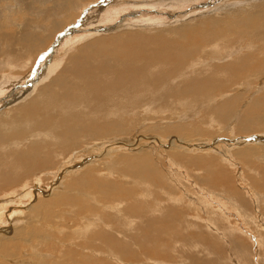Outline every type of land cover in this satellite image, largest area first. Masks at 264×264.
<instances>
[{"label": "bare ground", "instance_id": "bare-ground-1", "mask_svg": "<svg viewBox=\"0 0 264 264\" xmlns=\"http://www.w3.org/2000/svg\"><path fill=\"white\" fill-rule=\"evenodd\" d=\"M101 1L0 0L4 2L5 7V9L0 7L2 12V14L0 12V56H4L7 61V64H2L0 68L2 73L0 87L21 83L25 78L30 77L31 67L46 53H49V59L53 61V65L47 67V73H41V65L39 66L38 75L29 82L30 87H27V90L17 97L9 96L11 99L4 101L7 107L0 117V156L6 157L10 162L0 163V190L6 186L23 183L27 187V192L32 195V199L30 195L18 194L16 198L10 197L14 198L13 200L7 201L8 204H15L14 208H0V216L7 215L10 220L8 222L10 227L0 229V264H166L162 260L172 258L169 243H177L184 234L189 211L196 215L202 213L207 220L205 221L207 238L205 237L200 244L202 252H214V249L219 248V241L231 243L230 238H234V245L232 244L234 247L231 246V252H234V255L232 254L234 264H247L243 259L249 249V238L245 236L247 232L241 233L233 223L226 224L227 229L216 227L222 222L217 216L219 212H215L217 213L215 216H209L210 210L195 211V207H200L202 204L205 207L211 206L210 202L215 200L216 194L212 197L201 195L200 200L197 198L192 200L194 208L188 209L189 211L173 208L174 206L178 208L179 204L185 201L186 190L183 186L187 182H182L178 174L173 173L172 170L166 167L165 169L164 162H160L153 154L144 155L143 150L140 151V155L134 154L136 151L134 148L140 150L146 146L142 143L143 138H146L143 134L144 126L134 128L128 125V129L121 137L106 145H100L101 149H98L97 145L91 147L88 143L95 134L99 136L98 123L101 121L111 122L120 116L121 121L125 117L132 124L141 116L140 110L143 113H150L153 115L151 121L163 123L165 127L161 129L168 131L170 135L165 142H160V149L157 152L167 158L174 155L179 156L181 160L196 158L188 163L195 165L196 170L193 168V172H188V164L185 166L187 177L189 174L193 181H196V187L193 189L209 193L223 192V189L221 191L207 189L204 184L209 182L211 189L216 188L219 178L227 179L229 184L235 187V171L221 157L215 159V156L211 157L209 150H206L207 146L212 147L216 144L217 148L224 151L223 153H228V157L242 164L244 173L262 192L263 197L257 200H261L264 204L262 173L264 125L260 123L261 119L264 121V97H255L256 100L249 98L243 106H247L250 101L251 106L241 107L242 96L246 89L252 88L251 95L246 96L257 95L264 91L262 85L264 79L248 82V79L261 71L264 77V55L263 57L258 55L264 53V22L259 21V18L264 17V13L260 12L261 4L257 5L256 12L252 15L243 17L249 23L221 34L215 25L221 24L219 17H222L223 9H218L217 15L214 14L213 8L210 11L201 10L203 16L212 13V16L206 15V19L209 20L207 22L182 23L189 20V17L197 11L188 15L185 13L179 21L171 20L180 10L185 12L193 5H196L195 8L204 7L205 0H193L190 5L188 4L192 0H121L118 4L115 3L118 6H115L114 10L98 15L97 9L103 12L111 8L113 2ZM160 8H170L174 12L163 15L160 13ZM141 9L144 13L140 12ZM84 11L87 15L80 25L93 27L95 30L89 29V31L95 34H87L70 42L60 62H56L53 54L57 51L49 52V47L53 46L54 40L58 41L63 37L66 27L80 21ZM246 12L247 10H238V16ZM108 15L110 20L106 18ZM114 16L116 17L113 18ZM238 16L230 13L222 18L234 19L233 27H235L241 19V17L237 19ZM118 21L121 23L119 24ZM229 36L248 43L259 40L260 43L257 49L254 44L242 46V54L236 56L241 63L233 69L227 66L231 65L233 60L232 55L226 56L224 47ZM66 40L64 41L67 43L69 39ZM197 40L209 50L211 61L194 60L196 51L191 47ZM226 60L229 61L222 63ZM257 65L260 68L256 70ZM8 70L10 72H7ZM204 92H208L209 95L204 98L202 105L196 99ZM28 93L34 95L32 101H28ZM179 94L196 96L187 102L188 114H184L187 118L184 119L185 121L194 118L204 119L206 125L213 130L223 128L228 137L218 136L212 144L208 140H201L198 144L188 145L186 148L185 143L182 142V135H190L193 132L192 126H183L188 132H169L174 129L169 127L174 123L171 117L164 114L167 120L165 121L161 118L163 114L153 112L158 108L162 109L163 113L171 109L175 111L177 107L174 106V96ZM191 103L202 105V112L199 108L191 107L189 105ZM257 108L261 110L257 112ZM117 126L122 127L123 124L118 123ZM52 131L57 135L49 133ZM150 139L155 142V137L151 136ZM71 141L72 144L78 141L82 146L85 145L94 155L91 159L79 158L76 154L71 158L73 162L98 164L99 160L100 166H106V170L110 169L109 167L115 169L114 172H111V169L107 170L103 175L101 167L96 180L88 171L82 178L74 181L76 177L74 173L67 179L73 191L72 196L63 184H57L59 181L52 184L53 178L59 180V174L46 175L47 177L42 175V170L58 173L51 170L56 165L49 156L75 151ZM42 143L45 145L44 148L38 146ZM120 145H124L122 150L127 152V155L115 149ZM102 150L109 152L107 162L95 156L96 152L103 153ZM223 156L225 158L224 154ZM171 163L175 167L178 166L173 159ZM181 163L179 166L183 169ZM212 163L216 165L212 166ZM256 164L258 166H255ZM69 165L68 161L64 163L63 168L70 169ZM86 166L88 165L83 169L88 170L91 167ZM220 171L221 173H218ZM63 172L62 169L59 171V173ZM30 173H33V177L29 176ZM115 175L127 186L133 185V187H122L119 181H112L111 178ZM52 176L54 177L50 184H46L45 177L50 180ZM103 176H108L110 181H102ZM193 189L191 188L190 193L200 197ZM79 190H88L90 194ZM112 194H115L117 200L110 196ZM141 195L146 200L155 202L134 200ZM127 202L132 208L129 217L125 218L124 212L128 210ZM215 202L219 203L220 207L223 206L220 200ZM89 205L98 210V218L105 217L108 220L101 230V241L96 252L97 259L93 262L85 261L81 249L66 247L60 241H56L53 230L39 212L43 210L47 215L46 219L53 222L52 214L44 206L47 208L64 206L71 210L75 219H78L80 215L76 212L77 206L79 210H89L91 208ZM142 208H145L150 215H155L163 209H168L169 214H164L161 218L155 216L147 223H143ZM19 221L22 225L16 224ZM112 221H123V225L111 227ZM255 226L261 228L259 236L263 240V242L260 240L263 245H259V253L260 263L264 264V226ZM29 227L34 229L31 234L18 236ZM36 232H44V236L41 237L43 241L36 242L30 239ZM89 237H91L90 232ZM62 250L67 254L66 258ZM218 261L227 264L225 258L220 257ZM227 261L230 264L228 259ZM178 264L191 263L182 261Z\"/></svg>", "mask_w": 264, "mask_h": 264}, {"label": "rangeland", "instance_id": "rangeland-1", "mask_svg": "<svg viewBox=\"0 0 264 264\" xmlns=\"http://www.w3.org/2000/svg\"><path fill=\"white\" fill-rule=\"evenodd\" d=\"M103 1L104 0H102L101 2H103ZM111 1H113V2H111ZM120 1L121 0H110L111 8L110 7L107 8L108 5H106L105 8H107L108 10L106 9V10H103V12H102V10L97 9L96 13H98V15H101V14L103 15L109 11H112L118 6L116 4H118ZM192 2H193V0L188 5H190ZM105 3L110 4L108 2H105ZM161 3L163 4V2H161ZM199 4L200 3H197V5H199ZM204 4H205L204 7H199V8H195L196 5H193L190 7V8H192L191 10L189 8L185 12H181V10H180V12L175 13V15L171 18V20L172 21H179L180 17L182 15L184 16L185 13L188 15V13H190V12L197 11V13H195L193 16L189 17V20L187 19L185 21H182V23H184L186 21H204V22H207L209 20L206 19V15L212 16V13L210 12V14L207 13L205 16H203L200 12L201 10H207L208 9L210 11L213 8L214 14L217 15V13H218L217 10L223 9L222 17L225 14H230V13L235 15V16H238V10L239 11L240 10L241 11L247 10L246 13H243L237 17V19L240 17H241V19L238 21L239 23L235 27H233V25H235L234 19L219 17V19H221V24L215 25L216 26L215 28L218 29L221 34H225L229 30H233L238 26L249 23L245 19H243V17H247L249 15H252V13L256 12L257 5L261 4L262 9L260 12L264 13V0H258V1H253V0H205ZM3 5H4V2H0V7H3V9H5V7ZM160 10H161L160 13L163 15H168L169 12L173 11L170 8H160ZM123 12H125V11H123ZM140 12L144 13V10L141 9ZM3 13H6V12H3ZM83 13L84 14H82L80 21H78L79 23L77 22V24L66 27L64 29L63 34H62L63 37H60L61 39H59L60 41L54 40V43H52L53 46L49 47V49H48L49 52L50 51L52 52L53 50L57 51L56 54H53L55 56L54 60L56 62H60L61 56H63L64 52L66 51V47L67 48L69 47L70 42L76 41V40L80 39V37L87 35V34H95V32L89 31V29L95 30L93 27L80 25L81 21L83 19H85L86 15H87L85 11ZM1 14H2V12H1ZM115 15H117V14H115ZM170 16H171V14H170ZM115 17L116 16H114L113 18H115ZM106 18L110 20V15H108V17H106ZM89 19H91V16H89ZM259 21L264 22V17L259 18ZM118 23L120 24L121 21H118ZM197 31H200V30L198 29ZM96 38L97 37H95V39ZM66 39H69L67 43H66V41H67ZM64 40H66V41H64ZM263 42H264V40H263ZM66 44H68V45H66ZM250 44H254L256 49L260 45L259 40H257L255 43L254 42L248 43L245 40H240L234 36H229V38L227 39V41L224 45L225 51H226V56L232 55L233 61H232L231 65H227L229 69H233L241 63V61L238 58H236V56H238L239 53L242 54V52H241L242 46H248ZM191 49L196 51L195 57H194L195 61L204 60V62H207V61L212 60L209 50L199 40H197L193 44ZM247 50H249V47H247ZM258 55H262V57H263L264 53H260ZM39 58L34 63V65L31 67L30 77L25 78L21 83H17V84L6 86V87L4 85V86L0 87V94L3 93L2 96H0L1 97L0 98V105L3 104L2 107L0 108V117L3 115L4 109L7 107L6 105H4V101L11 99L12 97H17L21 93H23L25 90H27L30 87L29 82L32 81V79H35L36 76L38 75L40 65H41V73H47L48 72L47 67H50L53 65V61L51 59H49V53L48 54L46 53L42 58H40V59ZM4 59H5L4 56H0V68H1L2 64H7L6 59L4 62H2V60H4ZM227 61H229V60L223 61L222 63H225ZM258 68H260L259 65H257L256 70ZM7 72H10V71L8 70ZM0 74H2V73H0ZM263 79H264L263 71H261L259 74L254 75L252 78L248 79V82L253 83V82H258V81L263 80ZM254 85H256V84H254ZM262 85H264V81H263ZM11 89H12V91H11ZM251 91H252V88H248L244 91V95L242 96L243 98L241 100L243 102L241 107L249 108L251 106V104H252L251 101H250V103L247 104V106H243L244 103L249 101V98H253L254 100H256L255 97H264V91H262L260 94L252 95L253 97L252 96H246V95H251ZM10 92H12V94L15 96H13ZM201 95L202 96L197 98L196 101H198L199 104L203 105L204 98L206 96H208L209 93L204 92ZM9 96L10 97L12 96V97L10 98ZM27 96L29 97L28 101L33 100V97H34L33 94L28 93ZM195 97L196 96L188 95V94L176 95V96H174V102H175L174 106L177 107V109H175V111L173 109H171L167 113H163V110L158 108V109H154L153 112L163 114L161 116V118H163L162 120L166 119L165 115L171 117V119L173 120L174 123L169 127H174V129L172 131H169V132H172V133L181 132V131L188 132V130H184L183 126L184 125H188V127L192 126L193 132L190 135H188V136L182 135V138H183L182 142L185 143L186 148H188V145L198 144V142H200L201 140L202 141L208 140V142L210 144H212L215 142V138H217L218 136L228 137L227 132H225V130L223 128L213 130V128H209L206 125V120H204V119L194 118L193 120H187V121L184 120V119H187L184 117V114L185 113H186V115L188 114V103L187 102L190 101L191 99L195 98ZM189 105L193 108H199L200 112H202V110H201V107H203L202 105L192 104V103ZM137 108L140 110L139 107H137ZM260 110L261 109L257 108V112H259ZM140 114H141V116L138 117L136 120H134L132 122V124L125 117L122 118V121H123L122 122L120 119V116H118V118L112 120L111 122H108V121L99 122L98 123L99 136L95 134V136L92 137L91 141L88 143L89 146L93 147V146L97 145L98 149H101L100 145H106L110 142H113L118 137H121L123 135V133L128 129V125H132L134 128H136L138 126H144L145 131L143 132V134L146 136V138H143L144 140L142 141V143L146 144V146H143L142 148H140V150H138V148L137 149L134 148L136 150L134 152V154H136V156H137V154L140 155V153H141L140 151H142V150L144 151V155L151 156L153 154L157 159L160 160V162H164V165H163L164 168L166 167L167 169L172 170L173 173H175V174L177 173L179 176V179L182 182H185V181L187 182L185 184V186H183V188L186 190V191H184L185 201L183 203L179 204L180 208L179 207L176 208L175 206L173 208H175L176 210H179L181 208H182L181 210H183V209L191 210L194 208V205L192 204V200H195L196 198L200 200L201 195H206L207 197H212L213 194H216V195L218 194L217 196L214 195L215 200L216 201L220 200L223 203V206L227 210L223 206L220 207V204L215 202V200L214 201L211 200L212 201V202H210L212 204L211 206L205 207V205L202 204L200 207L196 206L195 211H197L198 209H201L202 211L210 210V214L208 213L209 216L210 215L215 216L219 212L217 214V216H218L219 220L222 222H219L218 225H216V227L218 226V227L227 229L228 226L226 224L231 225L233 223L235 225V227L241 233L247 232V234H245V236L247 238H249L248 239L249 249L247 250V252L243 256V259L247 264H261L260 263V256L261 255L259 253V251H260L259 245L260 246H261V244L263 245V243H262L263 240L259 236V234H261V230H260L261 228L258 229V227L255 225H258V226L263 225L264 226V219H263L264 218V204L261 203V200H257V199H260L261 197H263V195H262V192L257 189L258 187L255 185V183L248 177V175H246L244 173L245 170H244V167L242 166V164L237 162V161H234L231 157H228V153H223L224 151L222 149L217 148L216 144H213L212 147L207 146L206 150H209V155L211 157L215 156V159H217L218 157H221L225 161V163L228 166H230L231 169H233L235 171V174H234L235 187L231 186L227 179L219 178L218 183L215 185V187L217 189L216 188L211 189L212 187H210L211 184L209 182H206L204 184L206 185L205 187L207 189L209 188L210 190H213V191H221L223 189V192L209 193L207 191L204 192L200 189H193V187H196L195 186L196 181H193V179L189 176V174L187 177V175H186L187 169H185V166L188 163L193 161L191 159H196V158L192 157L191 159L186 158L185 160H181L179 158V156H175V155L172 156L171 158H169V157L167 158V157L162 156L159 152H157V150L160 149L159 148L160 142H162V141L165 142L169 138L170 135L168 134V131H163L161 129L162 127H165L163 123H157V122H155L156 120L151 121L153 115H151L150 113H147V112L143 113L140 110ZM190 115L194 116V114H192V113H190ZM205 115H203V116H205ZM165 121H167V120H165ZM118 123H122L123 126L118 127L117 126ZM209 123L212 124V122H210V121H209ZM260 123H262L264 125L263 119H261ZM255 132L258 133V131H255ZM37 133L42 134L40 132H37ZM49 133L52 135H57V133L54 131L49 132ZM200 134H202V135H200ZM254 135H257V134H254ZM151 136L155 137V142L150 139ZM234 136H236V133ZM71 144H72V141H71ZM251 144H255V143H251ZM72 145H74V149H76L73 152L68 151L66 153L59 154L58 156L57 155H50L49 156V157L53 158L52 159L53 163L56 165L54 168H51V170L57 171L58 173L42 170V175H45V176L46 175L50 176L52 174H55V175L59 174L60 175V177L58 175L59 180H56L58 178H56V179L53 178L54 176H52L50 178V180H48V178H46L47 177L46 176L44 182L46 184H48V183L50 184V182L52 181V178H53L52 184L55 181H56V183H57V181H59L57 184L58 185L63 184L65 189L70 193L71 196L73 195V191H72V188H71L69 182L67 181V179L71 178V176L74 173H76V177L74 178V181L82 178L85 175V173H87L88 171L91 172V174L95 176V180H96L97 175H99V173H100L99 170L101 169V167H102L103 175H105L107 173V170L111 169V167H109L110 169L106 170L105 169L106 166L105 167L103 165L100 166L99 160H98V164L97 163L96 164H88L89 162L87 164H84L82 162H76V163L73 162L71 160V158H73L76 154H78L79 158L88 157L91 159L94 155L91 154V152L86 148L85 145L82 146L78 141H76ZM38 146L40 148L45 147L44 143H42ZM123 147H124V145H120L119 147H115V149H117L118 151L123 153V155H127L128 153L125 152L124 150H122ZM187 151L188 150H185V152H187ZM185 152L183 151V153H185ZM108 154H109V152H107V150H104L103 153L96 152L95 156L98 159H100L101 161L107 162L109 160ZM223 154L225 155V158H224ZM186 155H188V154H186ZM101 156H102V158H100ZM59 157H62V159H60ZM171 159L176 161V164L178 165L177 167H175L174 164L171 163ZM115 160H112V162ZM2 161H4L6 164H9V162H10V160L9 159L7 160L6 157L0 156V163H3ZM68 161L70 162V165H69L70 169L66 170L63 168L64 167L63 165H64V163H66ZM210 161H213V160H210ZM180 163H181V166H184L183 169L180 168V166H179ZM230 163H231V165H229ZM85 165H88L91 167L88 168V170H85V169H83V167H85ZM215 165H216V163H212V166H215ZM88 166H86V167H88ZM255 166H258V165L256 164ZM75 167H78V168H75ZM194 167H196V166L195 165L193 166V164H188V172H190V171L193 172L194 169L196 170V168H194ZM61 169L64 171L63 173H59V171ZM4 170H5V168H4ZM177 170H178V172H177ZM110 171L114 172L115 169L113 168ZM218 173H221V171ZM222 173H224V172H222ZM262 173L264 174V171H262ZM29 176L33 177V173H30ZM214 177H216V175ZM183 178H185V179H183ZM179 179H178V182H180ZM103 180L110 181L108 176H103L102 181ZM111 180L112 181H119V184L122 187H127V188L133 187V185L127 186L124 182H122L120 180V178L117 175H115L113 178H111ZM191 180H192V182H191ZM248 180L250 181V183L248 182ZM239 182H240V184H239ZM26 188L27 187L23 183L6 186V187H4L5 190L1 188V190H0V208H6V209L14 208V206H16V205L13 203L8 204L7 201L13 200L14 198H16L18 196V194L20 196L30 195V198H31L32 195L27 192ZM191 188L193 190H195L198 193V195H200V197L195 196L192 193H190ZM237 190H239V191H237ZM79 191L80 192L85 191L87 194H90V192L88 190H79ZM247 191H249V192L247 193ZM160 193H161V195H163L162 192H160ZM45 194H47V193H45ZM51 194H52V192L50 193V195ZM12 196H14L13 199L10 198ZM110 196L115 197V194H112ZM221 196L225 197V198H222ZM232 196H233V198H232ZM115 200H117L116 197H115ZM134 200H136L137 202H146V201L152 202V203L155 202V201L150 200V199L146 200L145 197H143L142 195L138 198H134ZM26 201H27V199H26ZM242 202H244L245 204ZM241 204H242V206H241ZM253 204L255 206H253ZM44 207L46 208V210L49 213L52 214L53 222L46 219L47 215L45 214V212L43 210H39V212L45 218L46 223L53 230L56 241H60L61 243H63V246H66V247L81 249L83 254L85 255V261L86 262L95 261L97 259L96 252L99 249V245H100V241H101L100 233H101L102 228L108 222L107 218H105V217H104V219L98 218V215H99L98 210L96 208H94L93 206L91 207L90 205H89V207H91V208L89 210H79V207L77 206L76 212L79 213V215H80L78 219H75L73 217V213L71 212V210L64 207V206H56L54 208H47V206H44ZM126 207L128 210H127V212H124V215H125V218H128L129 214H130V209L132 208V206L129 205L127 202ZM244 207L246 210L243 209ZM216 209H217V211H216ZM184 211H186V210H184ZM213 211H214V213H212ZM244 211L246 214L244 213ZM215 212H217V213H215ZM236 212H238V213H236ZM248 212H250V213H248ZM164 214H169L168 209H163V210L158 211L155 215H150L147 213L145 208H142V210H141L142 222L147 223L151 218H153L155 216H158V218H161V216H163ZM188 215H189L188 216L189 219L187 220L186 226L184 228V234L182 236H180L177 243H169V247L172 250V258L168 259V260H162V262H164L166 264H178L182 261L187 262V263L190 262L191 264H220V263L225 264V263L218 261V259L221 257L222 259H224V258L226 259L227 264H229L227 259L230 261V264H234V260H233L234 252H231V250H232L231 246L234 247L233 246L234 245V243H233L234 238H230L231 243H227L224 240L219 241V243H220L219 248L214 249L215 250L214 252H210V251H208L207 253L202 252L200 244L204 240V238L206 237L205 235L207 233V224L205 223V221H207V220L204 217V215H202V213H199L196 215L194 212L189 211ZM250 216H252V218H250ZM198 219H199V221H198ZM243 219H245V220H243ZM246 219H247L248 223H247ZM9 221H10L9 217L7 215L0 216V229L2 227H5V228L10 227V224L8 223ZM249 221H251V222H249ZM256 222H258V223H256ZM251 223H252V225H249ZM16 224L22 225V222L19 221ZM121 225H123V221H121V222L112 221L110 224L111 227H117V226H121ZM32 230H34V229L29 227V228H27V230H25L26 233L22 231L21 234L18 236H22L24 234H31ZM13 231L15 232L14 227H13ZM89 232L91 234V237H89ZM60 233H62V234H60ZM42 236H44V232H36V233L32 234L30 239H32L33 241L39 242V241H43L41 238ZM208 239H209V237H208ZM260 240L262 242H260ZM62 251H64V250H62ZM63 255L65 258L67 257V254L65 251H64Z\"/></svg>", "mask_w": 264, "mask_h": 264}]
</instances>
